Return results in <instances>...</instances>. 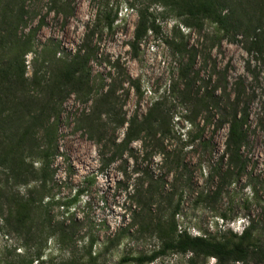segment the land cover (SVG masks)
Wrapping results in <instances>:
<instances>
[{
	"label": "rangeland",
	"instance_id": "obj_1",
	"mask_svg": "<svg viewBox=\"0 0 264 264\" xmlns=\"http://www.w3.org/2000/svg\"><path fill=\"white\" fill-rule=\"evenodd\" d=\"M6 1L7 11L22 16L17 35L33 31L31 52L23 57L25 76L33 72L42 78L59 75L63 64L79 51L88 57L91 92L86 102L69 94L58 108L60 157L52 164L51 193L55 199L68 200L74 191H81L67 210L54 199L18 227L0 174V264L19 257L32 260L31 264H65L69 254L82 255L88 240L93 241L91 252L98 254L97 264L147 255L157 249L159 241L145 225L162 219L175 206L176 227L190 236L216 241L237 236L248 217L253 219L256 235L262 236L257 238L264 242V52H254L252 37L242 32L223 38L205 20L187 27L183 18L157 0H0V7ZM145 9L157 30L132 45L136 13ZM105 16L112 19L108 28L103 23ZM172 45L185 46L195 55L197 79L192 92L207 95L223 82L224 95L232 98L238 92L239 108L247 114L248 138L241 148L244 168L238 175L233 172L232 182L214 200L203 197L215 188L214 169H224L225 161L219 159L226 135V126L214 129L215 116L203 130L200 116L190 128L185 119L195 112L191 103L164 97L171 117L169 136L144 141V146L131 143L106 168L99 164L101 149L96 140L102 137L107 146L102 151L108 155L112 152L109 142H117L123 128L114 129L101 116L97 132L90 135L82 116L91 111L103 115L109 109L114 116L143 115L176 82L177 58L171 53ZM6 56H10L9 50L0 51V59ZM109 84L115 91L109 105H97L96 94ZM40 92L45 94L43 89ZM221 93V88L215 89L213 96ZM192 136L198 138L187 143ZM162 153H169V158ZM150 182L157 185L148 196L144 189ZM15 190L23 195L26 188L16 186ZM59 229L66 239L62 247L53 236ZM189 258V253H167L150 264H187ZM191 264L214 261L194 258Z\"/></svg>",
	"mask_w": 264,
	"mask_h": 264
},
{
	"label": "trees",
	"instance_id": "obj_2",
	"mask_svg": "<svg viewBox=\"0 0 264 264\" xmlns=\"http://www.w3.org/2000/svg\"><path fill=\"white\" fill-rule=\"evenodd\" d=\"M163 7L172 10L177 17L184 20V25L196 24L203 20L214 26L215 30L226 36L248 34L252 39L250 45L254 52H264V0H157ZM145 10L137 11V22L133 29V44L139 43L146 33L156 32V27L149 20ZM2 19V21H1ZM21 14H12L5 6L0 7V51L10 56L0 59V174L4 175L3 190L7 191V203L18 227L28 220L31 213L48 205L55 199L51 193L50 181L53 176L52 164L56 157H60L57 145L58 108L63 100L73 94L81 102L88 100L91 92L89 84L90 73L87 69L88 57L76 51L64 63L60 74H53L48 78L38 77L35 72L30 77L25 76L23 57L31 52L33 46V31H27L24 36L17 35L18 25L21 23ZM245 22V23H244ZM108 28L112 19L104 17ZM232 30H236L232 33ZM238 30H242L239 31ZM171 53L177 58L176 82L168 85L165 92L156 97L147 107L143 115L132 114L114 116L112 110H106L101 115L97 111L83 114L87 131L90 135L97 132L96 125L101 122V116L106 124L114 129L123 128L122 136L115 142L112 139L109 146L110 154L103 153L106 142L99 136L96 146L101 168L119 158L133 142H155L169 136V109L165 108L163 98L167 96L178 97L183 103H191L195 112L185 121L190 128L194 122L202 117L201 130L211 125L213 116L216 117L214 129L226 126V135L223 141V151L220 161L224 159V169H214L213 178L216 179L214 190L205 195L203 200H214L220 195L225 185L232 182L233 174H240L244 168V156L241 148L246 144L247 114L244 108H239V93L232 98L224 95L222 86L218 83L215 89H222L220 96L210 94L197 95L192 88L197 79L193 71L195 55L185 46L172 45ZM121 84V82H119ZM43 89L45 94L40 92ZM39 90V92H37ZM113 85L99 91L97 105L106 106L114 95ZM191 93H194L191 95ZM196 137H187V143H192ZM165 154L169 158V153ZM177 162L174 160L173 163ZM70 172V171H69ZM68 172V175L70 174ZM235 172V173H233ZM156 182L145 185L144 191L150 196L155 189ZM16 186L26 188L23 195L15 190ZM142 186V185H140ZM32 194L34 196H32ZM81 191H74L73 195L65 200L56 198L55 202L62 210L72 205ZM197 199L201 200L199 194ZM44 201V203H43ZM43 203V204H42ZM43 205V206H42ZM177 212L175 206L170 213L162 219L150 221L146 230L152 232L159 245L156 250L147 255L127 257L120 259L117 264H150L167 253L190 254L187 264L192 259L211 258L214 264H264V242L258 239L253 219L246 218L245 226L239 235L222 237L220 240L207 239L204 236H190L186 231L177 229L174 216ZM55 236L57 244L65 246L64 230L59 229ZM258 237V238H257ZM92 240H88L86 248L80 257L69 254L65 264H97L98 254L91 252ZM38 256L33 258L36 261ZM32 260L24 257L15 258L4 264H31ZM35 264H42L37 262Z\"/></svg>",
	"mask_w": 264,
	"mask_h": 264
}]
</instances>
